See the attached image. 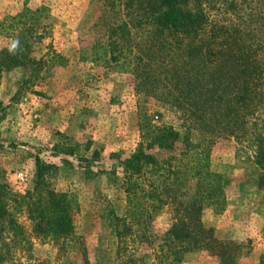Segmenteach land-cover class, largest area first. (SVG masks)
I'll list each match as a JSON object with an SVG mask.
<instances>
[{
  "label": "rangeland",
  "instance_id": "rangeland-1",
  "mask_svg": "<svg viewBox=\"0 0 264 264\" xmlns=\"http://www.w3.org/2000/svg\"><path fill=\"white\" fill-rule=\"evenodd\" d=\"M152 35L138 29L136 1L128 8L126 0H0L1 264H60L65 258L121 264L128 256L135 262L126 264H221L205 248L175 247L172 253L161 239L184 215L177 203L195 196V179L182 176L177 201L151 210L138 191L147 192L149 181L125 171V160L139 149L158 152L149 147L155 125L173 127L180 148L185 138L210 141V169L225 181L202 200L201 222L229 245L230 264H264V170L255 163L254 147L234 136L211 138L190 125L184 103L164 86L170 73L161 60L140 59L138 43H155ZM108 41L117 43L116 59ZM36 158L50 165L39 183ZM52 190L69 208L73 231L66 238L32 231L30 208L46 203ZM110 210L131 221L133 230L144 220L148 242L138 248V240L118 239Z\"/></svg>",
  "mask_w": 264,
  "mask_h": 264
},
{
  "label": "trees",
  "instance_id": "trees-1",
  "mask_svg": "<svg viewBox=\"0 0 264 264\" xmlns=\"http://www.w3.org/2000/svg\"><path fill=\"white\" fill-rule=\"evenodd\" d=\"M135 1L138 29L156 39L148 46L138 43L141 61L144 56L147 61L154 57L161 60L163 71L170 73L164 76L169 83L164 86L178 105L184 103L190 125L211 138L234 136L247 141L254 147L255 163L264 170V0H126V6L133 8ZM232 16L238 20L233 21ZM107 45L116 59L117 43L108 41ZM152 131L149 147L156 145L158 152L141 148L124 162L129 176L149 181L147 192L143 188L138 191L146 196L151 210L169 200L177 201L175 192L182 176L195 179L197 189L189 201L177 203L184 215L167 227L161 238L163 245L172 253L175 247L205 248L218 255L221 264H230L231 248L214 238L200 218L202 200L209 201L225 181L222 173L210 169V141L192 143L185 138L180 148L179 133L173 127L155 125ZM176 149L178 154H174ZM63 152L71 154L72 150ZM165 152L173 153L165 156ZM35 164L39 183L50 165L39 158ZM142 205L138 200V207ZM30 220L35 236L66 238L73 231L64 195L53 190L48 192L46 203L32 204ZM108 221L118 239L128 236L138 240V248L148 242L144 220L138 219V230H133L131 221L110 210ZM9 223L18 228L12 219ZM145 256L144 252L138 261ZM121 260V264L135 262L131 256ZM60 264L73 263L65 258Z\"/></svg>",
  "mask_w": 264,
  "mask_h": 264
},
{
  "label": "clouds",
  "instance_id": "clouds-1",
  "mask_svg": "<svg viewBox=\"0 0 264 264\" xmlns=\"http://www.w3.org/2000/svg\"><path fill=\"white\" fill-rule=\"evenodd\" d=\"M18 44H19V41L18 40L13 41L12 45L9 48V51L10 52H13L17 48Z\"/></svg>",
  "mask_w": 264,
  "mask_h": 264
}]
</instances>
